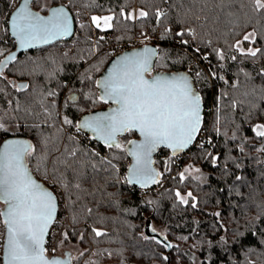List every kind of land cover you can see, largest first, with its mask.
I'll list each match as a JSON object with an SVG mask.
<instances>
[{"label":"trees","instance_id":"16d2710c","mask_svg":"<svg viewBox=\"0 0 264 264\" xmlns=\"http://www.w3.org/2000/svg\"><path fill=\"white\" fill-rule=\"evenodd\" d=\"M19 1L0 0V62L15 50L7 20ZM54 4L72 12L73 35L19 52L0 71V121L16 124L0 128V143L25 138L32 146L25 161L59 200L47 250L77 242L83 252L71 264H264V136L257 135L264 98L242 83L264 76V11L253 0L32 1L41 12ZM85 13L110 14L111 27H93ZM146 31L158 50L153 71L188 72L204 118L188 155L155 152L158 178L142 194L127 177L126 144L138 134L125 132L121 148L109 147L78 125L106 104L96 83L109 47ZM187 165L202 177L182 175ZM147 220L153 235L144 232ZM2 241L3 228L0 263Z\"/></svg>","mask_w":264,"mask_h":264},{"label":"snow or ice","instance_id":"6c2138e0","mask_svg":"<svg viewBox=\"0 0 264 264\" xmlns=\"http://www.w3.org/2000/svg\"><path fill=\"white\" fill-rule=\"evenodd\" d=\"M29 2L23 0L11 16L12 35L21 47L31 46L34 41L47 43L50 38L69 33L70 21L63 8H53L50 15L41 16L29 9ZM253 4L256 12L264 11V0H253ZM111 20V16L92 17L97 27L101 22L111 27ZM250 54L256 52L250 50ZM150 65V56L141 53L119 58L108 76L98 81L104 89L101 99L112 100L117 107L78 125L101 133L100 138L116 148L122 147L116 139L118 134L138 131L143 139L139 143L129 141L134 149L129 155L135 164L128 180L144 185L149 180L155 182L154 170L149 167L151 153L161 144L171 148L173 154L186 148L199 130L201 110V97L193 91L187 76L146 79ZM257 128V135L264 136V129ZM31 147L26 141H8L0 146V201L6 206L0 212L6 229L4 264H62L45 256L44 236L56 212V199L28 172L24 158L31 154Z\"/></svg>","mask_w":264,"mask_h":264},{"label":"water","instance_id":"95a60500","mask_svg":"<svg viewBox=\"0 0 264 264\" xmlns=\"http://www.w3.org/2000/svg\"><path fill=\"white\" fill-rule=\"evenodd\" d=\"M32 1L33 0H30V2H29V5H28L29 9L31 11H33V12H38L41 16H48V15H50L51 14V9H53V8H63L64 9V12L66 13V15H67V17H68V19L70 21V31L66 35L58 36V37H55V38H50L47 43L42 42V41H34V42H32V45L31 46L21 47L20 44H19V42L17 41V39L12 35V29H11V16L16 11V9L19 7V5L23 2V0H20L19 3L14 7V9L9 14V17H8V20H7V25H8L9 33H10L11 37L14 39V41L16 42L15 50L14 51H11L10 53H8L2 59V61L0 62V70H2V68L11 60V59H8V57H10V56L11 57H14L19 52H24V51H27V50H31V49H35V48H38V47L46 46V45L52 44V43H54L56 41H60L62 39H68L74 33V30H75L74 16H73L72 12L65 5H62V4H54V5H51L50 7H48L47 12H41V11L33 8ZM145 49H151V50H153V53H145L144 52ZM157 52H158V50H157V48L154 45H152V44H142V45H139L137 47L125 49V50L120 51V52L116 53L115 55H113L110 58V60L106 63L105 67L100 72V74H99V76L97 78V83L96 84H97V88H98V96L100 97V99L104 95V89L100 86V84H98V81L102 82L108 76L109 70L112 69L113 65L119 60V58H121L122 56H125V55H130L132 53H141V54L150 56V60H151V65H150L151 71L148 72V73H145V78L146 79H152L153 77H156V76L171 77V76H175V75H184V76H187L188 82L192 86L193 91L196 92L201 97L199 91L196 89V87L194 85V81H193L192 76L188 72H186V71L170 72V71H157V70L156 71H153L154 60H155V57L157 55ZM101 100L103 101L105 99H101ZM107 101L113 102L112 100H107ZM104 102H106V101H104ZM116 107H117V105L114 103V105H112V107L98 108V109H94V110H92L90 112L84 113V114L81 115V117L79 119V125L80 124H83L85 122V119L86 118H91V117H95V116H98V115H101V114L109 113L111 109H114ZM203 118H204V104H203V101H202V98H201V110H200L199 130L195 133V138L193 139V141L186 148H184V149L176 152L175 154H179L181 152L186 151L196 141V139H197V137L199 135V132L201 130ZM81 129L83 131H85L86 133H90L91 135H93V137L95 139L104 142V140L100 138L101 135H102L101 133L94 132L91 128H87V127H84V128H81ZM135 132L138 134V136L136 138L132 139L131 141H135V142L139 143L143 138H142V136L140 135V133L138 131H135ZM124 133L117 135L116 139H117L118 142H119V137L121 135H123ZM8 141H26V142H28L23 137H7V138H5V139H3L1 141L0 146H2L5 142H8ZM160 147L168 148L173 153V150L171 148H169V147H167L166 145H163V144L157 146L156 149L151 153V155L149 157V159L151 161L149 167L154 170V173H155V181L158 178V174L159 173H158V170L154 166L153 156H154L155 152ZM126 149H127L128 155H129V151L134 150L133 149V145L130 144L129 142L126 144ZM129 157H130V161H129V164L127 166V177L130 176V171H129L130 168L135 164L134 157L132 155H129ZM24 162H25V165H26V167L28 169V172L31 175V177L33 178V180H35L38 184H40L43 189L51 192L53 194V196L55 197V199H56V212H55V215H54V217L52 219V222L48 226L47 232H46V234L44 236V244H43V247L45 249V256L48 259L59 260V261L62 262V264H71V262H72L71 257L68 254H66V253L63 254V255L62 254H50L49 255L46 252V240H47V237H48V234H49V230H50V227H51L52 223L55 221V219L57 217V213H58V207H59L58 198H57L56 194L54 193V191L47 184H45L42 180H39L34 175V173L30 169V167L28 166V164L25 161V159H24ZM131 183L134 184V185L140 186L142 188L149 187V186H151L153 184V182L151 180L147 181L146 185L141 184V183H138V182H135V181H133ZM1 202L3 203V201H1ZM5 210H6V206L4 204L2 206V208H1V212L5 211ZM2 219H3V217H2ZM5 241H6V229H5V226L3 224V241H2V249H1V262H2V264H4L3 245H4ZM66 257H68V259H66Z\"/></svg>","mask_w":264,"mask_h":264},{"label":"rangeland","instance_id":"374dc122","mask_svg":"<svg viewBox=\"0 0 264 264\" xmlns=\"http://www.w3.org/2000/svg\"><path fill=\"white\" fill-rule=\"evenodd\" d=\"M43 3H44V6H47L48 3H49V0H43ZM50 7V6H49ZM77 20L81 21V18L83 20H85L83 17L80 16L79 13H77ZM88 19H89V22L90 24L93 26V27H97L93 21H92V17H108V16H111L110 14L106 13V14H92V15H88ZM87 19V17H86ZM110 24H111V21H110ZM108 27L106 24H104L103 22H101V27L99 28H106ZM260 30L262 32H264V17L262 18V23H261V27H260ZM139 35V34H138ZM136 35V36H138ZM249 37H252V33L248 34ZM132 39V38H131ZM130 40V39H128ZM127 41V40H126ZM124 42V41H123ZM121 43V42H120ZM119 44V43H118ZM118 44H113L111 45L109 48H110V51L113 53V55L117 52V48H116V45ZM1 71V70H0ZM243 85H248V86H255L259 89V96L263 99L264 98V76H260L256 79H253L251 81H245V82H242ZM21 84V83H20ZM69 95V94H68ZM259 115L260 117H264V106L262 105L260 107V110H259ZM59 116L60 118L62 117V112L60 111L59 112ZM0 124L7 130L9 131H15L16 130V124L11 120V121H8V122H1L0 121ZM257 126H260V125H257ZM64 130L65 132H71L68 127H64ZM258 130V128H257ZM121 142H119L120 144H124L125 142L123 140H120ZM181 173L182 175H187V174H191V175H194L196 177H202V172L200 170L199 167L197 166H185L181 169ZM50 182V181H49ZM147 190V189H146ZM145 191V190H144ZM142 194L144 193L143 191H141ZM59 201V200H58ZM4 204L3 203H0V207L3 206ZM64 206L63 203L61 204V207ZM62 222V221H61ZM3 228V223L0 219V229ZM159 230L161 229L160 227H157ZM162 230V229H161ZM145 234L149 235H153L154 234V231L152 230V227H151V223L150 221H146L145 223ZM46 252L48 254H68L70 257H77L79 254H81L83 252V249L79 247L78 243L75 242V241H67V242H63L61 241L59 246L57 247L55 244L53 245H49L48 247V250L46 248ZM66 259H68V257H66ZM75 264V263H74Z\"/></svg>","mask_w":264,"mask_h":264},{"label":"built area","instance_id":"2783aa9c","mask_svg":"<svg viewBox=\"0 0 264 264\" xmlns=\"http://www.w3.org/2000/svg\"><path fill=\"white\" fill-rule=\"evenodd\" d=\"M85 16L88 19V16L86 13H85ZM81 22L82 21H79V23H81ZM195 37H196L195 29L193 27H190L188 30V38H189V41L191 44L194 42ZM153 39H154V37L149 33V31H146L144 34H139L138 36L135 35L132 39L121 42L118 45H116V48L118 49L116 53L123 51L125 49H128V48L137 47V46L142 45V44H149L150 42H152ZM194 60H195V62L198 61L195 58H194ZM208 62H209V60H208ZM191 66L192 65H190V67ZM197 143H198V140L195 141L193 144L196 145ZM193 144L191 146H193ZM191 146L189 148L190 150H191Z\"/></svg>","mask_w":264,"mask_h":264},{"label":"flooded vegetation","instance_id":"af4514ba","mask_svg":"<svg viewBox=\"0 0 264 264\" xmlns=\"http://www.w3.org/2000/svg\"><path fill=\"white\" fill-rule=\"evenodd\" d=\"M75 96H76V95H75L74 92H70V94H69V98L74 99ZM103 101H106V100H103ZM105 103H106V104H105L104 106L100 107V108L112 107V105H114V102H111V101H106Z\"/></svg>","mask_w":264,"mask_h":264},{"label":"bare ground","instance_id":"6f19581e","mask_svg":"<svg viewBox=\"0 0 264 264\" xmlns=\"http://www.w3.org/2000/svg\"><path fill=\"white\" fill-rule=\"evenodd\" d=\"M189 148H190V147H189ZM189 148H188L187 151H184V152H181V153H179V154H175V155H177V156H181V155H184V154H188V152L190 151ZM148 188H150V186H149V187H146V188H143L141 191L144 192V189L146 190V189H148ZM143 194H145V192H144ZM58 204H59V201H58ZM58 209H59V207H58Z\"/></svg>","mask_w":264,"mask_h":264}]
</instances>
